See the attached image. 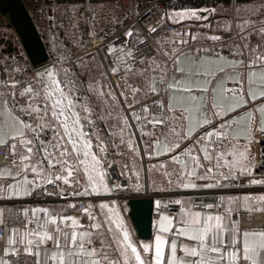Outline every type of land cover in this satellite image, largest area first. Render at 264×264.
Masks as SVG:
<instances>
[{
	"label": "snow or ice",
	"instance_id": "6c2138e0",
	"mask_svg": "<svg viewBox=\"0 0 264 264\" xmlns=\"http://www.w3.org/2000/svg\"><path fill=\"white\" fill-rule=\"evenodd\" d=\"M157 3L53 0L69 46L5 63L0 264H264V0Z\"/></svg>",
	"mask_w": 264,
	"mask_h": 264
},
{
	"label": "water",
	"instance_id": "95a60500",
	"mask_svg": "<svg viewBox=\"0 0 264 264\" xmlns=\"http://www.w3.org/2000/svg\"><path fill=\"white\" fill-rule=\"evenodd\" d=\"M0 15L7 19V26L17 34L31 67L49 63V52L24 0H0ZM8 52H12L11 47ZM132 203L143 210L141 216L132 225L138 239L147 240L152 230L150 222L154 217L155 208L153 206L149 214L150 205L146 197H134Z\"/></svg>",
	"mask_w": 264,
	"mask_h": 264
},
{
	"label": "rangeland",
	"instance_id": "374dc122",
	"mask_svg": "<svg viewBox=\"0 0 264 264\" xmlns=\"http://www.w3.org/2000/svg\"><path fill=\"white\" fill-rule=\"evenodd\" d=\"M155 0H140V11H144L152 2ZM31 16L34 19L35 25L38 29L40 30V35L43 36V41L47 47V50L50 54V58H53L50 52L51 48V32H56L58 35V38L65 43L66 46H69L70 42V36H67L65 34V31L63 29H54L51 28V22L46 18V16L41 14V9L45 13L51 14V9L48 5H50L53 0H24ZM55 2L60 3L61 0H55ZM168 5V4H167ZM56 16H59V12L56 13ZM198 23H204V22H198ZM8 21L5 17L0 15V42H3L5 47H6V52L4 51L3 53L0 52V56L8 57L6 60V64L9 66L10 63L13 64L12 67H15L17 64L23 66L26 65L28 67V70L30 71L32 69L25 53L22 48V45L19 41V38L15 31L12 28H9L8 26ZM191 31L195 32L197 29L194 27L191 29ZM200 31H207V29L201 28ZM3 32V33H2ZM9 47L12 48V52L9 53L8 49ZM7 52L9 54H7ZM10 57V58H9ZM15 58V62L13 59ZM5 67V64H4ZM17 78L19 77V74H16Z\"/></svg>",
	"mask_w": 264,
	"mask_h": 264
},
{
	"label": "built area",
	"instance_id": "2783aa9c",
	"mask_svg": "<svg viewBox=\"0 0 264 264\" xmlns=\"http://www.w3.org/2000/svg\"><path fill=\"white\" fill-rule=\"evenodd\" d=\"M153 3H157V0H155L154 2H152L145 10H147L148 8H150L152 5H153ZM168 3L166 2V0H158V3H157V8L156 9H154L155 11H159L160 9H162L163 7H165V6H168L167 5ZM144 10V11H145ZM144 11H142V12H144ZM57 19H59V16H57ZM3 33V32H2ZM6 52V47H5V45H4V43L3 42H0V52L1 53H3V52ZM50 55V54H49ZM52 58H50L49 59V62H50V60H51ZM13 66V64L12 63H10L9 64V67H12ZM255 190H260V191H262V189H260L259 187L258 188H255V187H253V188H246V189H234V190H231L232 191V193H235V194H242V193H244V192H252V191H255ZM131 197L132 198H134V197H136V198H140V197H144V196H136V195H133V194H131ZM164 211H171V208L169 207L168 209H164Z\"/></svg>",
	"mask_w": 264,
	"mask_h": 264
},
{
	"label": "trees",
	"instance_id": "16d2710c",
	"mask_svg": "<svg viewBox=\"0 0 264 264\" xmlns=\"http://www.w3.org/2000/svg\"><path fill=\"white\" fill-rule=\"evenodd\" d=\"M166 2L168 5H174L176 7H212L217 0H166ZM41 37L43 38L42 35ZM170 208L171 211H174L173 205Z\"/></svg>",
	"mask_w": 264,
	"mask_h": 264
},
{
	"label": "crops",
	"instance_id": "0c3cea01",
	"mask_svg": "<svg viewBox=\"0 0 264 264\" xmlns=\"http://www.w3.org/2000/svg\"><path fill=\"white\" fill-rule=\"evenodd\" d=\"M7 54H9V53L7 52ZM7 59H8V57L0 56V61H2V62H0V79L6 78L7 73L4 71V68H5L4 67V64H5V62H6ZM255 188H258V187H255ZM252 192H260V190H255V191H252ZM244 193H242V194H244ZM132 194L133 195H136V196H143L142 194L141 195H137L136 193H132ZM232 194H235V193H232ZM173 208H174V210H177L176 209V206H174V205H173ZM254 215H258V214H254ZM154 216H155V210H154ZM82 222H85L86 223V219H83ZM131 226H132V228L134 230V236L138 239L137 234H136V231H135L133 225H131Z\"/></svg>",
	"mask_w": 264,
	"mask_h": 264
}]
</instances>
